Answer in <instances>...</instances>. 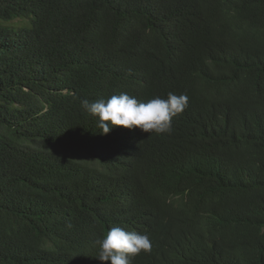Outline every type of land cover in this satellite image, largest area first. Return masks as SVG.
Returning <instances> with one entry per match:
<instances>
[{
  "label": "trees",
  "instance_id": "1",
  "mask_svg": "<svg viewBox=\"0 0 264 264\" xmlns=\"http://www.w3.org/2000/svg\"><path fill=\"white\" fill-rule=\"evenodd\" d=\"M186 94L170 132L81 106ZM264 264V0H0V264Z\"/></svg>",
  "mask_w": 264,
  "mask_h": 264
},
{
  "label": "clouds",
  "instance_id": "2",
  "mask_svg": "<svg viewBox=\"0 0 264 264\" xmlns=\"http://www.w3.org/2000/svg\"><path fill=\"white\" fill-rule=\"evenodd\" d=\"M188 100L186 94L177 96L170 92L167 99L155 97L142 102L135 96L121 92L93 102L84 99L81 106L87 113L98 118L97 127L102 135L108 134L114 126L161 134L171 131L172 119L188 107ZM95 243L99 246V260L110 261L111 264H133L137 255L142 251L149 252L152 248L148 234L118 225L111 227Z\"/></svg>",
  "mask_w": 264,
  "mask_h": 264
}]
</instances>
